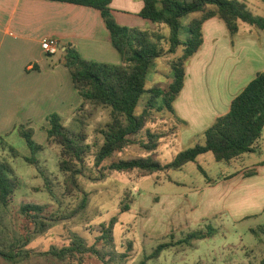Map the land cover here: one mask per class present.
Instances as JSON below:
<instances>
[{"label": "rangeland", "instance_id": "obj_1", "mask_svg": "<svg viewBox=\"0 0 264 264\" xmlns=\"http://www.w3.org/2000/svg\"><path fill=\"white\" fill-rule=\"evenodd\" d=\"M188 21L189 18L182 19L181 25L185 26ZM184 37L181 31L180 38ZM180 55L181 49H178L175 56ZM175 56L156 60L153 69L151 67L148 71L146 89L167 87L168 60ZM49 59L53 64H58L60 55L50 56ZM148 98L147 93L142 95L136 114L142 112ZM80 104L81 101L74 105L71 116H61V124L67 130L76 133L83 128L86 134L84 144L87 145V154L84 163L77 166L80 171L77 175L78 188L71 193L65 191V176L58 170L59 147L47 142L44 131L47 124L44 121L32 127L33 142L43 147L41 151L31 156L24 141L14 136L0 150V161L11 166L17 179L15 194L0 225L4 238L7 240L21 235L19 223L22 219L18 211L22 205L43 206L45 213L53 219L45 221L48 227L44 234L29 235L26 246L20 248L15 262L0 259V264H67L49 255L50 248L67 245L73 234L92 245L102 225H107L112 218L116 221L112 231L113 248L104 251H111L116 256L126 255L121 260L116 258L115 264H138L158 244L177 242L194 231L213 235L192 242L189 246L170 247L146 264H259L264 259V235L256 237L250 231L264 225V216L244 220V210L235 213L222 199L216 204L209 203V198L216 196V191L206 188L210 186L207 180L210 184L217 183L222 176L240 173L244 169V161L216 162L208 152L179 170L150 175L137 170L122 173L107 170L110 164L118 160L148 156L164 165L194 144L175 137L177 125L174 116L164 110L150 113L140 132L131 138L133 145L115 152L96 167L94 156L103 143L97 129L109 122L108 111L102 108L94 110L86 105L77 112ZM159 104L157 100L154 105L157 107ZM147 130L152 135L160 136L155 139L153 151L139 144L148 143ZM26 158L30 159V163ZM83 201L85 207L81 208ZM125 205L128 210L121 212ZM101 245L99 242L97 249L100 250ZM85 264L101 263L90 256Z\"/></svg>", "mask_w": 264, "mask_h": 264}, {"label": "trees", "instance_id": "obj_2", "mask_svg": "<svg viewBox=\"0 0 264 264\" xmlns=\"http://www.w3.org/2000/svg\"><path fill=\"white\" fill-rule=\"evenodd\" d=\"M73 5L89 7L100 12L105 28L109 32L113 49L120 57L118 65L99 63L80 57L69 44L64 45L61 52L64 66L68 70L72 85L81 104L77 112L86 105L92 109L102 108L108 111L109 122L97 129L103 139L102 145L94 156L97 167L106 159L133 145L132 137L143 128L153 111H166L174 116L173 103L178 97L185 79L187 61L196 53L202 44V25L212 18L218 17L225 24L228 33L233 36L238 31V23L264 31V18L253 16L243 3L236 0H140L143 7L139 16L154 25L153 30H144L119 25L113 15L110 4L112 0H50ZM199 15V17H195ZM189 18L185 26L181 20ZM181 31L184 39L180 38ZM181 49V55L175 56ZM175 56L168 60L170 82L165 89H146V79L149 69L161 57ZM144 93L149 95L140 114L135 110ZM160 104L155 107L156 101ZM75 109V110H76ZM44 128L47 142L59 147L58 170L64 174V187L67 193L78 188V165L84 163L87 145L84 144L86 134L83 128L79 132H70L61 124V117L52 113L45 118ZM264 131V72H259L255 78L237 95L230 104L229 111L217 118L215 122L201 134V142L179 152L170 163L161 165L152 156L131 160H118L107 167L109 171L129 172L140 171L145 175L156 172L179 170L187 163L195 162L196 158L205 153H211L216 162L230 163L244 154L256 151L257 142ZM16 132L24 141L30 155L43 149L33 142L34 130L20 125ZM147 142L139 143L149 151L155 149V139L146 131ZM9 151L17 156L12 148ZM30 163V159H25ZM202 174H205L201 170ZM102 176V175H101ZM17 188V179L11 166L0 161V225L7 214L8 207ZM85 207L83 201L80 205ZM128 210L127 205L121 212ZM18 214L21 237L5 239L0 230V259L15 262L21 247L26 246L30 234L42 235L47 230L45 221H52L45 213V208L39 205L25 204L19 208ZM112 218L107 225H102L95 243H88L73 234L69 243L61 248H50L48 254L59 262L67 264H85L90 256L96 257L101 264H115V259L121 260L126 255L116 256L113 248ZM258 237L264 235V225L251 230ZM210 232L194 231L174 243L158 244L154 250L145 256L138 264L156 259L160 254L173 246L186 245L211 237ZM101 242V249L97 244ZM259 264H264L262 259Z\"/></svg>", "mask_w": 264, "mask_h": 264}, {"label": "crops", "instance_id": "obj_3", "mask_svg": "<svg viewBox=\"0 0 264 264\" xmlns=\"http://www.w3.org/2000/svg\"><path fill=\"white\" fill-rule=\"evenodd\" d=\"M236 1L253 16L264 18V0ZM142 7L140 0H112L110 4L119 25L153 30L151 22L138 15ZM47 38L58 41V64L49 61L41 49ZM66 44L83 59L120 63L99 11L50 0H0V150L9 138L19 137L20 125L32 128L52 113L72 115L80 97L62 59ZM259 72H264V31L239 22L237 33L231 36L218 17L206 20L202 44L186 63L184 84L173 103L175 137L201 142V134L229 111L232 100ZM167 79L168 85L170 74ZM237 160L244 161L240 173L222 176L217 183L207 180L210 186L206 188L216 191L209 203L222 199L235 213L244 210V220L262 217L264 131L256 151Z\"/></svg>", "mask_w": 264, "mask_h": 264}, {"label": "built area", "instance_id": "obj_4", "mask_svg": "<svg viewBox=\"0 0 264 264\" xmlns=\"http://www.w3.org/2000/svg\"><path fill=\"white\" fill-rule=\"evenodd\" d=\"M41 49L47 56H54L59 52L58 41L54 38L43 39Z\"/></svg>", "mask_w": 264, "mask_h": 264}]
</instances>
